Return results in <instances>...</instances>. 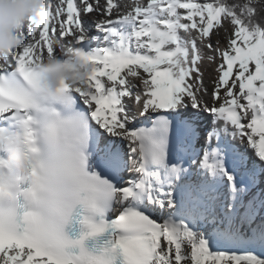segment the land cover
<instances>
[{
    "label": "snow or ice",
    "instance_id": "6c2138e0",
    "mask_svg": "<svg viewBox=\"0 0 264 264\" xmlns=\"http://www.w3.org/2000/svg\"><path fill=\"white\" fill-rule=\"evenodd\" d=\"M21 36L0 264H264V0H47Z\"/></svg>",
    "mask_w": 264,
    "mask_h": 264
},
{
    "label": "clouds",
    "instance_id": "9594fccd",
    "mask_svg": "<svg viewBox=\"0 0 264 264\" xmlns=\"http://www.w3.org/2000/svg\"><path fill=\"white\" fill-rule=\"evenodd\" d=\"M47 0H0V58L8 55L23 43L21 31L30 19H35ZM73 64L79 65L75 54ZM39 74L50 89H55L61 79L71 78L73 72L55 58H45L37 65Z\"/></svg>",
    "mask_w": 264,
    "mask_h": 264
},
{
    "label": "bare ground",
    "instance_id": "6f19581e",
    "mask_svg": "<svg viewBox=\"0 0 264 264\" xmlns=\"http://www.w3.org/2000/svg\"><path fill=\"white\" fill-rule=\"evenodd\" d=\"M205 83L208 84V76H207V75H206V77H205ZM208 86H209V88L211 87L210 84H208Z\"/></svg>",
    "mask_w": 264,
    "mask_h": 264
}]
</instances>
